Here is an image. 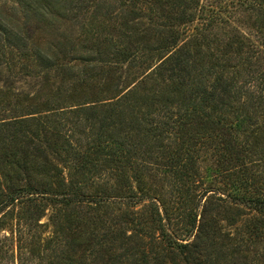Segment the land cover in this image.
I'll return each instance as SVG.
<instances>
[{"label":"trees","instance_id":"16d2710c","mask_svg":"<svg viewBox=\"0 0 264 264\" xmlns=\"http://www.w3.org/2000/svg\"><path fill=\"white\" fill-rule=\"evenodd\" d=\"M10 1L0 253L264 264V0Z\"/></svg>","mask_w":264,"mask_h":264},{"label":"rangeland","instance_id":"374dc122","mask_svg":"<svg viewBox=\"0 0 264 264\" xmlns=\"http://www.w3.org/2000/svg\"><path fill=\"white\" fill-rule=\"evenodd\" d=\"M230 0H204L203 2H228ZM13 3L10 0H0V13L5 14V13H10V15L13 13ZM62 31H65V33H71L74 34L73 32H70L72 30L71 26L69 25V23L67 22H61L60 25V29ZM74 36L76 37L77 35L74 34ZM40 37V36H39ZM47 41V39L45 41H42V39H39V43L44 44ZM260 179L263 180L264 179V173L261 174ZM41 222H44V220L42 219ZM9 227H7L8 229ZM9 229L5 231V236H9ZM5 249H6V245H4L2 252L0 253V264H15L13 262H11V260L8 258L9 257V252L5 253ZM262 256H264V241L261 243H258L257 245H255L253 247L252 253L250 254V260L252 259H260L262 258ZM253 263V261H252Z\"/></svg>","mask_w":264,"mask_h":264}]
</instances>
